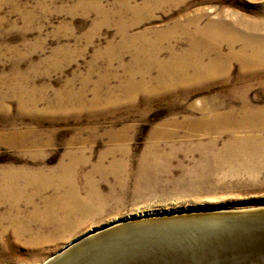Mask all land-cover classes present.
Returning <instances> with one entry per match:
<instances>
[{"label": "rangeland", "instance_id": "rangeland-1", "mask_svg": "<svg viewBox=\"0 0 264 264\" xmlns=\"http://www.w3.org/2000/svg\"><path fill=\"white\" fill-rule=\"evenodd\" d=\"M192 18L226 27L203 63L238 53L244 35L254 45L195 84L167 87L156 69L152 82L129 83L149 41L160 36L163 60L189 49ZM213 113L231 124H197ZM242 136L247 150L234 142ZM6 176L25 192L0 196V264H42L139 212L264 207V0H0V183Z\"/></svg>", "mask_w": 264, "mask_h": 264}, {"label": "water", "instance_id": "water-1", "mask_svg": "<svg viewBox=\"0 0 264 264\" xmlns=\"http://www.w3.org/2000/svg\"><path fill=\"white\" fill-rule=\"evenodd\" d=\"M68 247L46 264H264V207L151 213Z\"/></svg>", "mask_w": 264, "mask_h": 264}, {"label": "bare ground", "instance_id": "bare-ground-1", "mask_svg": "<svg viewBox=\"0 0 264 264\" xmlns=\"http://www.w3.org/2000/svg\"><path fill=\"white\" fill-rule=\"evenodd\" d=\"M139 9H140V7H136V6L130 7V11L133 12L134 14H136L135 12H139ZM186 23L189 26H191L192 28H194V32L192 34H190L189 45H188V48L189 49L187 48L188 50H186L184 52H179V53H175V52L171 51L169 57L167 59L163 60V59H161L159 57V53L160 52H158V51H159V47L160 46L157 45V43L159 42L158 39H160V36L155 39L158 42H156L154 40L149 41L146 44V47L144 46L142 48V50L140 48L137 49L138 54L139 53L140 54L143 53V55H145V57H144L145 58L144 59V66L141 67V68H139L138 70L131 71V72L128 73V76H129L128 77V82L129 83L132 82L134 84V85L133 84L132 85L135 86L136 83H135L134 79H135L136 76L140 77V80L139 81L144 82L145 79H146V77L149 79V80H146V82L151 81V78H149V76H150L149 75V70L150 69H154V70L156 69L157 70L156 72L159 75L157 74L158 76L157 77H154V78H156V81H159V82L162 81L163 84L166 85L167 87H170L171 86V88H175V87L180 86L182 83L183 84H186V85L187 84H191V83L192 84H195L197 82V80H199V79H201V80L204 79V78L207 79V77L209 78L210 76H213L214 74L219 73V72L225 70L226 69L225 67L229 63V61L231 60V58H235L236 60H240L241 59L240 56H242L241 54L245 53V51H247V49L249 47L251 48L254 45L253 42H251L249 40L251 38L248 37V35H244L243 38H242V50L238 51V53H235L234 54V52L231 51V52L227 53L226 55H223L219 50H217V52H215L213 58H211L208 62L203 63V61L201 59L202 55L203 56H204V54L206 55L207 52H208L207 54H209V51L212 50V49H214V51H216V49L221 46L220 42L226 40V39H224V40H222V41L219 42L214 37L213 39H215V41H218L219 44L216 45V43H215V45H213L212 44V42H213L212 40L213 39L210 38V35H214V36H216V34L219 35L220 32L226 30V27L225 26H221V25L219 26V24H217V23H214V24L213 23H209V24H205V25L200 26L197 18L189 19V20H187ZM194 35H200L203 38H205V40L207 41L205 43L206 45L203 44V46H202L203 49L201 48V44H199L200 43L198 41L199 39L195 38ZM238 36H240V35H238ZM236 38H237L236 36H231V40L230 41L227 40L228 45H229V47L231 49L233 48L232 45L234 44ZM206 46H208V47H206ZM197 48L200 51H198ZM140 50H141V52H140ZM200 52H202V53H200ZM256 53H257V50H256ZM243 58L246 59L247 57H243ZM135 59H139V57H135ZM138 63H139V61H138ZM242 64H245V62L243 61ZM154 78L152 80H154ZM197 124L199 126L203 127V128H208L211 131V129H213V128H224V127L227 128V126H229L231 124V122L227 119V117L225 115L223 116L220 113L219 114L218 113H215V114L213 113V114L210 115L209 118H204V119L202 118L199 121H197ZM233 124H235V125H237V126L240 127L244 123H243V121L236 120L235 123H233ZM245 124H246V122H245ZM221 130H223V129H221ZM236 141L238 143H240L239 146L243 150H245V149L247 150V148H249L248 147V143L250 142V137H247L246 138V137H243L242 136L241 138H239V139L237 138V139L234 140V142H236ZM229 148H232V143H227L226 144V149H229ZM241 148L238 147V150L240 149V151H241L242 150ZM250 148H252V147H250ZM248 150H250V149H248ZM64 172H65V170H64ZM66 178L63 177L62 180L63 179H66ZM43 185H44V182H43ZM23 188H24V186H19L16 183V181H14V178L12 176H6V178H4L1 181V183H0V192H1L0 193L1 195L0 196L6 197L8 199L11 198V197L14 198V197H16L18 195H22L25 192V189H23ZM26 189H28V188H26ZM72 190H74V189H72ZM33 194H35V193H33ZM30 195L32 196V194H30ZM211 207H214V206H211ZM65 208L66 207L64 206L63 209H65ZM72 209H74V206H73ZM76 209H78V208H76ZM76 209H74V210H76ZM151 213L152 212H148V213H144V212L141 213V212H139L137 214H132V215L127 216V217H124L122 219L115 220L116 221L115 223H119V222H123V221H132L135 218H139L141 216L145 217L146 215H149ZM115 223L114 222H110V223H108V225L109 224H115ZM100 229H102V227L91 229L89 232L84 233V234H82V235L74 238L72 241H70L67 244H65L60 250H58L57 252H55L54 254H52L50 257H48V259L46 261H44L42 264L48 263L49 262V259L51 257L52 258H55L56 256H58L59 252H61L62 250L66 249L68 246H71V244L75 240H77V239H79V238H81L83 236H86V235L87 236H90V235H92V234L95 233V230H100Z\"/></svg>", "mask_w": 264, "mask_h": 264}]
</instances>
